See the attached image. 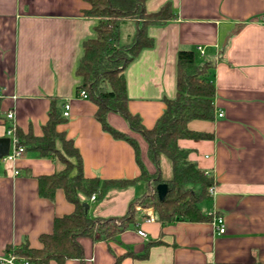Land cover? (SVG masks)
I'll return each mask as SVG.
<instances>
[{
    "label": "crops",
    "instance_id": "obj_1",
    "mask_svg": "<svg viewBox=\"0 0 264 264\" xmlns=\"http://www.w3.org/2000/svg\"><path fill=\"white\" fill-rule=\"evenodd\" d=\"M166 3L175 17L149 27L154 45L125 69L129 109L152 128L166 99L177 94L179 51L195 49L199 63H213L215 118L189 123L211 137L179 141L214 178V194L199 203L212 219L168 224L143 219L115 239L81 236L83 258L65 264H114L124 255L121 264H264V0H147L146 9L156 12ZM89 8L87 0H0V138L10 137L13 121L23 133L42 136L52 104L63 109L68 103L69 116L58 130L74 140L84 175L132 179L141 173L133 146L106 131L95 116L97 105L79 94L76 69L84 41L96 35L99 22L85 15ZM135 35V22L127 21L121 43ZM108 120L137 139L145 166L155 172L143 136L118 113H109ZM64 168L57 156L33 150L0 161V257L24 244L42 247L40 236L53 231L55 219L75 210L62 188L53 199L39 193L38 178ZM144 190L140 182L103 199L80 196L89 216L110 218L123 215ZM217 216L225 220V234L217 231ZM139 229L147 232L146 239ZM149 244L148 256L140 257ZM17 264L29 263L18 258Z\"/></svg>",
    "mask_w": 264,
    "mask_h": 264
},
{
    "label": "trees",
    "instance_id": "obj_2",
    "mask_svg": "<svg viewBox=\"0 0 264 264\" xmlns=\"http://www.w3.org/2000/svg\"><path fill=\"white\" fill-rule=\"evenodd\" d=\"M90 8L85 15L99 19L96 35L83 44V53L76 73L82 79L79 86L87 92L88 98L97 105L96 118L103 128L117 139L129 142L136 154L141 169L139 176L132 179L88 178L83 173V162L74 140L58 125L65 122L64 108L52 104L49 119L43 127L44 134L35 136L23 133L18 127L16 134L25 150H33L41 156H57L65 163V168L52 175L40 176L39 193L42 197L53 199L57 189H64L67 198L75 204L71 214L57 217L53 231L40 236L42 247L34 248L24 244L12 248L17 258L29 264H65L72 258L82 259L84 251L78 238H95L99 234L104 239H115L120 232L137 226L148 214L142 213L138 219L136 204L144 209L152 208L155 219L162 224L177 221L199 222L211 220L199 203L208 198L214 178L199 168L190 159V151L180 145V140L206 139L209 133L197 132L189 127L192 120H213L215 118L214 97L216 87L212 78L213 63H199L195 49H181L177 62V94L166 99V109L152 128H147L139 115L129 109V96L125 78L126 67L140 52L154 45L149 35L151 25H161L173 19L175 14L170 3L164 4L156 12H148L147 0H87ZM127 21L136 24V35L129 45H121L122 26ZM120 114L130 129L143 136L148 143V156L157 167L150 172L141 157L139 142L130 133L119 130L108 120L109 113ZM162 157L171 161L172 176L164 178L161 174ZM140 182L153 185L152 191L131 201L127 213L110 218H94L85 210L81 194L91 198L96 194L103 199L114 189H123ZM167 183L168 193L164 200L158 194L157 186ZM199 186V190H196ZM146 252L140 257H147ZM125 256V255H124ZM124 256L117 257L114 264H121Z\"/></svg>",
    "mask_w": 264,
    "mask_h": 264
},
{
    "label": "built area",
    "instance_id": "obj_3",
    "mask_svg": "<svg viewBox=\"0 0 264 264\" xmlns=\"http://www.w3.org/2000/svg\"><path fill=\"white\" fill-rule=\"evenodd\" d=\"M198 50H199L200 53H202V54L204 53L203 47L199 46ZM2 91H3L2 87H0V93H2ZM79 94L83 98H88L87 92L85 90H83V89H81L79 91ZM69 109H70V105L68 103L65 104L64 105V116L65 117L69 116ZM222 116H223V113L222 112L219 113V117H222ZM7 117H8V119L13 121L14 118H15L14 112L10 111L7 114ZM16 129H17V126H16V124L13 121L12 124L10 125L9 129H8V134L10 136L9 138L11 140V147H10L9 153L6 156H4L3 159H2L4 161L17 160L18 158L23 156V154L26 151L25 148L22 145H20V139H19V137L16 134ZM18 173H19V171H16V174H18ZM214 191H215V186H212L210 188V193L214 194ZM91 198L94 200V199H96V196L93 195ZM137 210L141 211L143 213H147L148 214V217H147L148 221H154L155 220V215H154V211H153L152 208L144 209L141 206H138ZM214 221H215V225L217 227L218 233L219 234H225L227 232V229H226V226H225L224 218L222 216H217ZM138 233H139V235L141 237H143L145 239L148 237L147 232L142 230V229H139ZM17 259H18L17 256L11 252V253H8L7 255H4V256L0 257V264H17Z\"/></svg>",
    "mask_w": 264,
    "mask_h": 264
},
{
    "label": "water",
    "instance_id": "obj_4",
    "mask_svg": "<svg viewBox=\"0 0 264 264\" xmlns=\"http://www.w3.org/2000/svg\"><path fill=\"white\" fill-rule=\"evenodd\" d=\"M11 147V140L9 137L0 138V161L9 153ZM158 194L161 200H164L168 193V185L167 183H160L157 186ZM85 210L88 212L89 205L84 202Z\"/></svg>",
    "mask_w": 264,
    "mask_h": 264
},
{
    "label": "rangeland",
    "instance_id": "obj_5",
    "mask_svg": "<svg viewBox=\"0 0 264 264\" xmlns=\"http://www.w3.org/2000/svg\"><path fill=\"white\" fill-rule=\"evenodd\" d=\"M132 41H130L128 43H121V45H124V46L129 45ZM161 168H162L163 176H165V177H167V176H170L171 177L172 176L171 161L167 157H164V160H163V162L161 164ZM141 183L145 184V190H144V192H142L141 194H139L140 197H143V196H146V194L150 193V191H152L153 185H150L149 187H147V184L146 183H144V182H141ZM139 196H137V197H139ZM137 197H135V198H137ZM138 206H140V204L137 203L136 204V209H138ZM126 213H127V211L123 215H125Z\"/></svg>",
    "mask_w": 264,
    "mask_h": 264
}]
</instances>
